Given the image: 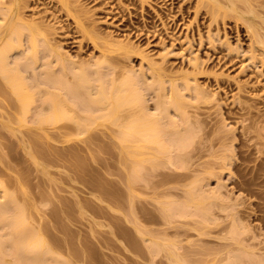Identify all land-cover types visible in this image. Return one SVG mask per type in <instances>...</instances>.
I'll list each match as a JSON object with an SVG mask.
<instances>
[{"label":"rangeland","instance_id":"obj_1","mask_svg":"<svg viewBox=\"0 0 264 264\" xmlns=\"http://www.w3.org/2000/svg\"><path fill=\"white\" fill-rule=\"evenodd\" d=\"M8 1L0 0V3ZM258 2L264 4V0H259ZM199 3L200 0H21L19 3V11L25 21H28V23L36 21L35 23L42 25L40 26L41 32L46 30V34H50L48 38L51 40L52 46L59 49L61 47L62 53L72 55L76 58L77 63L90 62L93 64L102 59L103 56L107 57L108 60L100 66L104 67L105 71H108V74L105 72L108 78L113 75L112 78L116 79L117 84L113 83L114 85L119 84L124 74L128 76L134 71L140 75L143 71L144 79L141 80L146 81L149 88L140 80L142 75L138 76L139 79L136 80L140 82L139 84H145V88L149 89L145 90V88H142V90H145L143 91V104L145 102L144 107L147 106L145 110L142 109L144 113L149 110L148 113L154 112L156 113L155 115H160L163 106L158 103H161L163 97L170 98L171 95L175 94L176 87L171 90V81L181 85L186 78L192 84L199 82L197 84L202 86V89L207 92V96L208 94L209 96L211 95L209 102L198 104L196 102L197 99L194 97L196 95L195 91H187L184 88L182 89L183 86L181 88L177 86L179 89L176 88V90L181 91L180 93L186 96V101H183L184 103L180 102L183 104L182 107L190 114L189 116L193 121L197 118L201 123L200 126L202 125L201 129L195 128V133H193L195 134L194 143L186 149V151L191 150L188 152L194 153L195 157L193 159L183 158L181 153L183 155L184 151L178 154L179 159L177 158L178 155L175 157L177 162H181L180 166L185 164L183 170H177L175 166L166 164L167 160L164 158L165 160L160 159L154 162H158L157 164L161 165L163 160L162 164H165L166 167L165 165H163L164 167L158 165L162 169H158V172L154 171L151 174L152 167L146 163L144 165L147 168H144L145 171L142 172L144 176H153L154 174L156 178H152V176L149 178L150 180L155 179L154 182L156 180H166L165 176L162 178V175L165 174L161 172L170 173L173 178L181 172L184 173L185 175L182 174V176H185L183 181L179 180L180 183L175 181L177 185L174 182L171 184L176 187L173 191L179 194V197L175 196L171 199L182 203L189 199L188 201H191V206H194V210H200V212L195 210L199 216L196 219H185L186 221L183 218H174L177 223L172 220V224L174 221L175 226L168 225L165 221L164 224L163 220H161L162 218H160L162 217L161 209L157 211L158 206L162 204L158 202L160 200L163 202V200L152 201L157 200L156 196L154 197L155 199L151 198L150 200L151 191L153 190L148 188L149 191L151 190L148 192L150 193L149 195L146 190L147 187L145 188L144 185V187H140L141 179L136 182L140 184L134 185L139 187H137L138 189L135 187L137 190L135 191L134 189V193H136L132 194L143 196L135 197L136 202L137 199L139 201L137 202L138 204H134L138 212L132 210L135 211L137 215V218L136 216L135 218L138 220L140 227H143V231L144 229L148 231L149 228H155V231H159L160 236L159 234L158 236L164 237L165 232L168 234L173 233L170 228L168 229V226L174 227V229L176 227V231L179 228L181 229L174 232L178 233L181 231L182 233H179L180 237L171 235L167 238L170 237L173 242L177 241V243H180L181 253L185 255L192 254L187 257L189 264H203L207 259L204 253L206 254L211 247L214 249L215 246L225 243L216 238V236L218 237L219 233L223 231L224 225V228L229 227V224L231 225V217H228V215L232 214V212L237 213L238 211V215L246 218L245 224L252 226L254 231L249 234L250 238L254 235H257V237L261 235L260 242H264V221L262 220L264 219V153H262L264 150L262 146L264 139L259 137L252 128L250 132L247 129L251 124L250 119L252 117L255 119L257 115H263L260 121L264 123V62L251 65L249 58L252 38L244 21H237L235 14V16L232 14L226 16V18L219 16L217 17L218 19L214 18V20L209 13L207 14V9L202 8L199 10L197 8ZM255 9L260 8L256 7ZM95 33L99 36L98 39L93 38ZM120 43L125 46L127 44L131 48L129 46L124 49L120 47L114 48V44L118 45ZM231 46L238 49H232ZM228 47H231L232 51ZM44 52L41 53V56ZM45 55L47 54H43L42 58L45 59ZM143 57L146 60H143ZM194 57L199 58L197 61L199 62L200 60L202 67H199L200 62H195L196 68L194 67L192 64ZM42 58L41 60H44ZM43 62H46V60ZM153 62L157 63V70L159 69L155 74L150 71V64H153ZM39 63L42 62L39 61ZM66 63L69 64L68 62ZM27 64L30 65L29 63ZM56 64L54 62V66ZM108 66L109 70L110 68L112 69L111 72L107 70ZM56 69L59 70V68ZM25 71H23L21 76L28 77L26 83L28 82L29 84L32 80L34 82L36 71L34 72L32 68H29L24 73ZM41 71H43L42 67L37 70L38 73H41ZM126 71L127 73H125ZM77 72L78 69L73 72L70 70V72H67L68 74L65 73L67 75L64 76L66 77L67 85H72V83L76 85L78 81ZM109 72L112 74L111 76H109ZM125 75L123 80L126 77ZM160 75L165 76L164 81L167 84L165 82L162 83ZM42 76H40L39 82L43 83L46 77L43 76L42 80ZM3 77L0 72V183L2 181L5 184L6 191L9 190V193L15 192L14 194L17 196L20 194V198L16 197L21 201L19 199L17 201H20L18 202L19 204L24 205H21L22 208L26 207V215L30 223L29 228L33 226L35 230H38L42 227L43 230L47 231V239L57 242V246L53 244L57 252L56 260L68 258L72 264H151V255L147 256L146 254L149 251L145 252L146 256L138 254L135 257L136 253L133 250H128L124 241L125 238H136L142 241V239H139L140 236L135 231V228L130 224L135 219L130 211V206H127L124 199V196L128 195L125 194L128 190H124L127 186H124L123 178L125 174L129 175V170L132 169L131 165L126 166L125 162L127 159L132 163L136 162L137 159L139 162L146 150L135 151L132 149L135 151L133 153L128 147L126 149V145L129 146L130 142L134 141L138 136L127 134L124 129V131H121L119 124L122 125L127 120L129 121L131 114L132 116L135 114L143 116L142 110L135 105H126L121 108L122 110H119L118 119L117 117H112L103 118L102 120L97 116L95 118H100V120L95 125L93 118L91 122L90 120L92 119L86 120V112L84 110H80L72 104V106L67 104L65 93L61 94L60 90L53 86L47 87L43 85L40 86L42 89L38 87L39 89H36L35 92L38 93L35 97L39 102V104L38 102L36 104L37 110L30 112L32 114L26 117L27 120L30 121L32 115L36 118L35 114H50L51 110L48 112L45 109L50 108L47 101L53 98L66 109L63 111L69 118L67 117V119L53 127L54 125L52 126L50 122L44 123V125L38 124L37 121L33 122L32 120H35V118L33 119L32 116V120L28 125H22L20 122L25 115H22L21 104L16 96L17 94L13 93V88L9 86L6 78L4 79ZM62 79H64L63 77H61V81L65 82ZM128 80L130 79L128 78L124 81L127 82ZM39 82H36L37 84L35 83V85H38ZM28 84L26 86H29ZM109 84L111 85L112 83L109 82ZM75 85L72 87L74 88ZM81 89L83 88H80V91ZM83 91L85 90L83 89ZM39 92L40 94L42 93L41 97ZM80 93L82 94V91ZM83 94L85 95V93ZM43 101L44 104L42 105ZM41 109H44L45 112H41ZM171 110L169 112L172 114L165 113L166 121H170V119H167L168 114L172 115L170 117L171 120L175 118V110ZM101 112L103 111L101 110ZM148 113L146 112V114ZM154 113L152 114L154 115ZM21 116L23 117L21 118ZM89 122L94 123L93 125L91 124L92 126L95 125L94 127L89 126L92 127L91 129H87ZM82 124L85 125L82 126L85 127L83 128L85 131L89 130L87 133L82 134L83 132L80 131V125ZM83 129L82 131H84ZM139 139L138 137L134 142ZM131 145L130 147H132ZM233 147H235V150H233ZM136 152L139 153L136 154ZM129 153H133V157L136 154L137 157L133 159ZM239 153H241V156ZM233 154H237L236 161L241 164V168L237 170L236 163H233L232 170H229L232 173L234 172L233 177H231L229 175L230 172L227 171L228 169L222 171L219 167L220 165L222 167L223 159L229 156L232 157ZM182 159L184 162L180 161ZM188 159L190 162L187 161ZM129 161L127 162L128 164ZM128 166L130 168H127ZM171 166L173 167L171 168ZM211 170H215L216 174L210 175L208 172H213ZM159 172L161 176L156 175ZM128 175L126 176L128 177ZM145 178L147 179V177ZM255 178V185L250 187L246 185V183ZM194 180L199 182L202 180L201 185L206 186L204 189L207 191L214 190L220 186L218 184H221V195L227 196L226 198L229 200L231 199L230 202L235 203L236 208L234 210L237 211H233L228 206L226 209L223 208L226 206V202L227 204L230 202L228 203L229 200L224 202L220 198L209 199L212 201L209 202L208 200L206 201L207 203H203L204 205L202 204L196 208L194 197H186L187 195L181 189L182 186L190 185ZM109 181V185L113 188L115 187L116 192L119 187V193H116L118 197L116 198H119L120 202H117V200L116 202H114L115 200L111 202L104 199L105 197H103L101 191L105 189L103 185L109 186ZM159 183L157 182V184ZM22 188L23 190L21 191ZM1 192L3 191L1 190ZM1 197L3 199V195ZM121 198L122 200L124 199V202H121ZM110 202L114 204L111 205ZM37 205L39 206L37 207ZM230 205L232 204L230 203ZM118 206L121 210H119ZM191 206L189 207L190 211L193 210ZM224 209H230L232 212L227 215V211L225 212ZM208 211L210 212L209 215L207 214ZM159 214L161 215L160 217ZM131 216L132 218H130ZM213 218L220 219L216 220L217 223L224 221V219L226 222L222 223V225L224 224L223 227L220 225L221 223L219 227H217L218 225L211 228L203 227L201 222L204 219L212 221ZM127 219L131 220V222L129 223ZM181 219L182 222L180 221ZM184 221L185 223H183ZM113 224L115 227L117 225V227H113ZM181 224L184 227L186 226L185 224H190L187 225L189 227H183L186 232L182 229ZM159 226L164 230V233L161 231L164 236H161ZM193 226L197 227L198 230L192 228ZM120 227L121 229H118ZM258 227H261V229ZM109 228L112 231L114 230L113 233ZM156 228L158 229L156 230ZM116 229L117 232L115 231ZM174 229L173 231H175ZM202 229L210 231L211 237L200 236L199 230ZM182 230L186 235L184 234L183 236L184 232ZM212 232L214 233L212 234ZM158 236L155 237L158 238ZM183 239H186L187 243ZM255 241L251 243L254 245L258 243V248L262 247L261 249L263 250V242L261 244L259 240L256 243ZM173 242L168 246L173 245ZM260 245L262 246L260 247ZM168 246L166 248H169ZM70 248H74L76 252L79 250L78 254H76L77 256L69 253ZM164 248L162 252L167 253ZM211 251H209V254ZM165 256L164 254L157 255L156 259L153 260L154 264H171V262L169 263L170 258L167 259L168 257Z\"/></svg>","mask_w":264,"mask_h":264},{"label":"bare ground","instance_id":"obj_2","mask_svg":"<svg viewBox=\"0 0 264 264\" xmlns=\"http://www.w3.org/2000/svg\"><path fill=\"white\" fill-rule=\"evenodd\" d=\"M258 1L259 0H241V1L240 0L239 1H237V0H200V3L198 4V7H197L199 10L202 8L207 9V14L209 13L213 19L214 18L218 19L217 17H219V16L220 17L224 16V18H226V16H230L232 14L233 16L236 15L235 17L237 18V21L242 20L245 22V24L247 26V30H249V32H250L249 33L250 37L252 38V41H251L252 43H251V48H250V58H249L251 61V65L264 62V4H261V2H258ZM8 2H3V3L1 2L0 3V70H1L0 72H1V75L4 76L3 78L4 79L6 78V81L8 82L9 86H11V88H13V93L15 95L17 94L16 96L18 97L19 102L21 104V107H22L21 109L23 110V111H21L23 114L22 113L21 114L23 116L25 115L24 116L25 118L23 116H21V118L22 117L23 118L22 119L20 118L21 122L19 119L20 124H22V125L27 124L28 125V123L31 122L33 115L30 117L31 118L30 121L27 120L26 117H28V115H31L32 113L30 114V112H33V110H37L36 104L38 101L36 100L37 98H35V97L38 93H35V92H36V89L37 90L39 89L38 87L43 86V85H46L47 87L53 86L54 88L59 89L61 94L65 93L67 104L68 105L72 104L74 107H78L80 110H84L86 112V120H88V119L90 120L93 118L95 125L97 124L98 120H100V118L103 120V118L108 119V118H112V117L113 118L117 117V119H118L119 115H120L119 110H122L121 108H124L126 105H128V106L135 105V106L139 107L141 110L146 109L147 106L144 107L145 102L143 104V101H144L143 91L149 90V89H147V88H149V86H148L146 81L144 82V80H141V79H144L143 78V75H144L143 71L140 74V75L143 74L141 76L140 80L143 81L142 83H145L147 85V88H145V86H146L145 84H144L145 86L142 84H139L140 82H138L137 80L139 79L138 76L140 77V75L134 71H132L133 73L131 72L128 76H127V74L126 75L124 74L126 76L124 80H127L128 78L130 80H128L127 82L124 81L123 80L124 75H123V78L121 79L119 84L114 85L113 83L117 84V82L115 81L116 79H114V77L112 78L113 71H112V74L110 73L112 69L110 68V70H109L108 69L109 66L107 67V70L110 71L109 76L112 75L110 78H108L105 74V72L108 74V71H105V68L100 66L103 62L108 60L107 57L103 56L102 59L96 61L93 64H91L90 62L77 63L76 58L73 57L72 55L70 56V54L68 55V53L63 54L64 52L62 53L61 47L59 49V48L52 46V42L48 38L50 34L49 35L46 34L45 29H44L45 33L43 31L41 32L40 26H42V25L35 23L36 21H34V22L32 21L29 23H28V21H25V19L22 17V15L19 11L20 10L19 9V3L21 2V0H9ZM256 7L260 8V9L256 10L255 9ZM42 29H43V27H42ZM93 38L98 39L99 36H97V34L95 33V34H93ZM114 45H115L114 48L120 47L123 49L127 48V46H129L127 44L125 46L121 43L118 45L117 44H114ZM129 47L131 48V46H129ZM231 47L230 48L228 47V49L230 50ZM232 49H235V48L232 47ZM232 49H231V51H232ZM237 49L238 48H236L235 50H237ZM42 52H44L43 54H45V53L47 54V55H45V59L42 58L43 54L41 56ZM47 57H48V59H47ZM145 57H143V60H146ZM41 58L44 60H41ZM197 59H199V58L194 57L192 59V61H193L192 64L194 65V67H195V64L198 62ZM45 60H46V62H43ZM39 61H41L43 64L39 63ZM189 61H191V60H189ZM54 62L57 63L56 66H58V65L59 66L58 67L54 66ZM66 62H68L69 64H67ZM199 62H200V60H199ZM27 63H29L30 65H28ZM38 63L40 66L38 65ZM199 64L201 65V62ZM12 65H13V67H12ZM200 65H199V67H202V65L201 66ZM30 66H33V67H30ZM26 67H28V68L25 69ZM41 67L43 68V71H41V73L40 72L38 73L37 70ZM29 68H32L34 70V72L36 71V77H34L36 79L33 78L35 81L33 82V80H32V82L28 84V82L26 83V80L28 77L27 76H21V74H23V71H25V70L26 71L24 73H26ZM56 68H59V70ZM77 69H78V72L76 74V77H77L78 81H77L76 85L77 84L78 85L76 86L74 83H72V85L71 84L67 85V82H66L67 80L65 79L66 77H64V76H67L66 74H68L67 73L68 71L70 72V70H72V72H73L74 70H77ZM197 69H198V66H197ZM158 70H157V63L153 62V64L152 63L150 64V71L151 72H153L155 74V72H157ZM144 72H145V70H144ZM125 73H127V71ZM153 73H151V74H153ZM41 75L46 77V79H45V81H43V83L39 82V78ZM43 76H42V80L44 78ZM24 77H26V78H24ZM61 77L64 78L62 80H64L66 83L61 81ZM160 77L162 78V83L163 82L166 83V81H164L165 76L160 75ZM145 79H146V77H145ZM30 81H31V79H30ZM36 82H39L38 83L39 86L35 85ZM109 82L112 83L111 84L112 86L110 84L108 85ZM170 83L172 86L171 90H173L175 87L178 88L177 86H179V88H181L183 86L182 89L184 88L187 91H189V90L195 91L196 95L194 94V92H192V93H193V95H195L194 97H195V99H197L196 102L198 104L207 103L210 101L209 99H211V98H209V97H211V95L209 96V94H208V96H207V92H205V90L202 89V86L200 84H197L199 82H197L196 84H192V83H190V80L186 78V80L183 82L182 85L180 83L178 84L174 81H171ZM27 84L29 86H26ZM150 84H152V83H150ZM74 85H75V87L73 88L72 86H74ZM40 88L42 89V87H40ZM80 88H83L85 90V91H83V89H81L82 94L80 93L81 92ZM142 88H145V90H142ZM176 88H175V94L171 95L170 98L169 97L165 98L166 96L163 97L161 100V103H158V104H162L161 106H163V109L161 108V106H159L161 108L160 115L157 116V115H155L156 113H154V112L148 113L149 110L146 111L148 113V114H146V112L144 113L142 110L141 112L143 113V116H139L136 114L134 116H132V114H131L130 118H129L130 120L129 121L127 120L128 122L126 121V123H124L122 125L119 124L120 125L119 128L121 129V131L126 130L125 132L127 134H132L135 137L138 136L140 138L139 140L134 142L136 139H138V137H136V139L133 137L135 140L133 139L134 141H131L130 145L134 142V144H133L134 146L131 145L132 147H130V145L129 146L126 145V147H125L126 149L128 147L130 150L133 149L135 151L146 150V153L144 152L143 153L144 155L142 154L143 156H141V159L139 160V162H138V159L136 160V162L133 160L134 161L133 163L131 161H129L128 159L126 162L124 161L125 165L126 166L131 165L133 170L132 169L129 170L130 171L129 175L125 174V177L123 178L125 183H123V181H122L124 186L125 187L127 186L125 189L124 188L123 189L125 191H126V189L128 190V192L126 191V193L125 192L124 193L128 194V195L124 196L123 193H121V192L120 193L123 194L122 196L125 197L124 198L125 202L127 203L128 207L130 206L129 207L130 211L133 213L134 219H135V221L133 220L132 223H130L131 220L130 221L128 219L127 220L129 221L130 224H132V227L135 228V231L141 237V238L139 237V239H142V241H140V240L132 237L133 239L125 238L124 241L126 242L125 244H126L128 250H133L134 253H136L135 257H136V255L138 256V254L140 256L145 255V252L149 251L146 254H147V256L151 255L150 257L152 258V261L150 259L149 260L153 264H154L153 260H155L157 255H159V254L166 255L165 257H168L167 259L170 258L169 263L171 262V264H189V262L187 261V257H189V255H192V254L187 253L188 255H185V254L181 253L180 252V246H179L180 243H177V241L173 242V239H170V237L169 238H167V237L171 236V235L180 237L179 233L181 231L178 233H174V232H177L181 229L179 228L176 231V227H175V229H174V227H171V226L176 225L175 224L176 220L174 218H176V219L183 218L184 220L185 219H187V220L188 219H196V217L199 216L196 211L200 212V210H196V209H195L196 211L194 210V206H191V201H188L189 199H186L185 203L184 202L182 203L180 201L175 202L171 199V198L179 195L178 192L176 193L173 191V189L176 187L175 186L173 187L171 184L173 182L176 183L177 181H178L177 183H180L179 180L183 181V179H185V176H182V174L185 175L184 173H182V172L179 173V171H178L179 175L174 176V178H173V175L171 177L170 173H168L169 174L168 175L167 173L161 172L162 174H165V175H162V178H163V176H165V178H166V180L162 179L164 182L161 180L163 183L161 181H157V180H156V182H154L155 179L154 180L152 179L153 180V182H152V180L149 179L152 175L149 176V175H147L148 174L147 173L146 174L147 176H144L142 173L143 171H145L144 168L145 169L147 168L144 165L146 163L150 164L152 167V168L149 167L152 170V172H150L151 174L154 171L158 172V169L159 170L162 169L161 167H164L163 165H165V164H162L163 160H162V162L160 161L161 165L157 164L158 162L155 163L154 161L155 160L159 161L160 159H164V158L167 160L166 164H168V165L171 164V165L175 166V168L177 170H179V169L183 170L185 164H184V166L183 165L180 166L181 162L180 163L177 162V158L179 159L178 154L183 152V151H184V153L187 152V154H185V155H184V153H183V155L181 153V156H183V158L193 159L195 157L194 153L188 152L191 150L186 151V149L188 147H191V145H193V143H194L195 134H193V133H195V128L201 129L202 125L200 126L201 123L197 118L194 119V121H193L191 119V117L189 116L190 114H188L186 109L184 107H182V105H183L182 103H184L183 101H186L185 100L186 96L184 94H181L180 93L181 91L176 90ZM74 89H76L75 90L76 92L74 91ZM73 91H74V93H73ZM176 91H178V93H176ZM83 93H85V95ZM39 94H40V92H39ZM39 96L41 97L42 93ZM191 96H192V94H191ZM68 101L70 104L68 103ZM180 102H182V103H180ZM47 103L50 105V108L45 109V110H48V112L51 110L50 114H48V113H47V115H45L44 113H43L44 115L43 114H37V115L35 114L36 118L33 116V119L35 118V120H32L33 122L37 121V123L40 125H42V124L44 125V123L50 122L51 125L52 126L54 125L53 127H55L57 124L62 122L64 119H67L68 116L63 111L66 109L61 104H58L55 98L49 99L47 101ZM38 104H39V102H38ZM43 104H44V101H43L42 105ZM40 106H41V104H40ZM160 108H158V109L160 110ZM171 109L175 110V113H174L175 118L173 116L174 119H172V120L170 118L172 115H169V114H172L169 112ZM101 110L103 112H101ZM105 110H107V111H105ZM108 110H110V111L112 110V111L110 112ZM42 111H44V109L43 110L41 109V112ZM97 112L100 114H98ZM171 112H172V110H171ZM101 113H102V116H101ZM152 113H154L155 116ZM165 113L166 114L169 113L167 115V119H170V121L165 120L166 119ZM69 115H71V114L69 113ZM92 115H93V117H92ZM97 116H99L100 118L99 119L95 118ZM262 117H263V115H261V116L257 115L255 119H253V117H252L250 119L251 124L247 127V129L250 132V130L252 128L254 130V132H256V134L259 137H262L264 139V123L262 121H260V118H262ZM75 118L77 119V117H75ZM93 119L90 120V122L93 121ZM83 120H85V119H83ZM104 120H106V119H104ZM72 121H74V120H72ZM90 122H89V125L87 126V129L88 128L91 129L92 127L95 126V125L92 126L94 123H90ZM32 124H34V123H32ZM35 124H36V122H35ZM85 124H88V123H85ZM83 125L84 124L80 125L81 127L79 126L81 128L80 131L83 132L82 134L87 133V131H89V130L85 131L83 129L85 127H82ZM89 126H92V127H89ZM82 129L84 131H82ZM262 146L264 148V143H262ZM133 150H132V152L134 153L135 151H133ZM233 150H235V147H233ZM133 153L130 154L132 156H130V155L129 156L133 157ZM137 153H139V152H136V154ZM233 153H235V152H233ZM262 153H264V150L262 151ZM136 154L134 155V157H137ZM177 155H178V157H177ZM236 155L237 154H233L232 157L229 156V157L223 159L224 163H223L222 167L220 165L219 169L221 168L222 171L228 169L227 171L230 172L232 170L231 167L233 166V163H236V169L240 170L241 164L237 163ZM239 155L241 156V153H239ZM134 157H133V159H134ZM175 157H177V158H175ZM189 159L187 161H189ZM128 161H129V164L127 163ZM180 161H183V159ZM183 162H182V164H183ZM177 163H179V164L177 165ZM158 165L161 167L159 168ZM129 166L127 168H130ZM173 166H171V168ZM165 167H166V165H165ZM211 171H213V170H211ZM208 173L210 175L216 174L215 170L213 172H208ZM126 175H128V177ZM156 175L161 176L160 172H159V174L156 173ZM229 175H231V177H233L234 172L233 173L230 172ZM145 177H147V179ZM153 177L156 178V176H154V174H153L152 178ZM139 179H141V181H142L141 185H139V186L141 187L144 185L145 188L147 187V189H146L147 193L151 191V190L149 191V189L153 190V191H151V193H152L151 195H150V193H148L151 196L149 198L150 200H151V198L157 199V200H152L154 202L155 201L158 202L160 199L163 200V202L161 200L158 202L159 204H160V202L162 203L160 205L156 203L157 205H159L158 209L156 206L155 207H156L157 211L158 210L160 211V209H161L162 217H160L161 216L160 214H159V217L162 218L161 220H163V222L165 221L168 225L171 224V226H168V229L170 228L173 233H171V234H168L166 232L164 233L163 232L164 230H162L159 226L161 236H164V234H165L164 237H159L160 234H159V231L157 230L158 228H156L157 231H155V228H149L148 231H147V229L146 230L144 229V231H143V227H140L138 220H136L137 215H136L135 211H132V210L137 209L136 206L134 207V204L139 202L138 199L136 202L135 197L141 196L139 193H138L139 196L132 195V194L136 193V192L134 193L135 187L136 188L139 187V186H134L135 184L136 185L140 184V183H138V184L136 183ZM255 180H256V178L253 180H250L248 183H246V185L249 187L252 185H255L256 184ZM201 181L202 180H200V182ZM157 182L158 183L161 182L162 184L159 183V184H161V185H159V184H157ZM200 182L197 180H194L190 185L182 186V188H181L183 190V193L185 195H187L186 197H194V200L196 203L194 205L196 206V208L200 207V205H202L203 203H207L206 201H208L209 199H215V198L219 199L220 198V199H222V201L224 200V202H226L225 200H229L228 198H226L227 196L225 197V196L221 195V193H222L220 191L222 188L221 184H218V185H220V186H218V188H216L214 190L207 191L204 189V187H206V186L201 185L203 181L201 183ZM177 183L175 185H177ZM109 184H110V181H109L108 185ZM153 184H154V186L155 185L156 186L154 187ZM203 185H205V184H203ZM103 186L105 187V189H102L101 192L103 194V197H105L104 199L111 201V202H113L114 200H115L114 202H116V200H117V202L118 201L120 202V200H118L119 198L118 199L116 198V197H118V194L116 196V193L117 192L119 193V191H118L119 187L117 188V192H116L115 187L113 188L110 185H109L110 186L109 187L106 184ZM177 188H179V187H177ZM121 189H122V187H121ZM137 189H135V191ZM160 189H162V190L160 191ZM181 189H180V191H181ZM1 190L4 193L1 192ZM22 190H23V188L21 189V191ZM7 191L5 188V184L1 181L0 192L3 194L0 193L1 194L0 197L3 195V199H2V197L0 199V264H72V262L68 258L67 259L65 258L62 260H56L55 259V256H57L56 255L57 252L54 249V245L57 246V244H56L57 242L55 240H51L49 238L47 239V237H48V235H46L47 231L43 230L42 227H41V229L37 228L38 230H35V227H33V226L30 227L33 229L29 228L30 223H29V220H28L27 215H26L27 214V210L25 209L26 207L22 208V206H24V205L18 203L21 201L19 199L20 194H19V196H17L16 194H14L15 192L9 193V190H7ZM249 191H251V189H249ZM24 193L26 194V192H24ZM99 194H100V192H99ZM102 194H100V195L102 196ZM104 194H105V196H104ZM16 196L19 197L18 199L20 201H17L18 199ZM141 197H143V196H141ZM122 198H121V202L124 200V199L122 200ZM230 200L228 201V203L230 202ZM41 201H42V199H41ZM102 201H105V200H102ZM210 201H212V200H209V202ZM230 203L232 205H230ZM230 203L227 204V202H226V206H224L223 208L226 209V207L228 206V208H231L233 211H237V210H234L236 208V205H234L235 203L234 204L232 202H230ZM112 204H114V203H111V205ZM121 205H120V207H121ZM38 206L39 205H37V207ZM116 206H117V204H116ZM190 206L193 208V210H191V211L189 208ZM113 207H114V205H113ZM121 208L119 210H121ZM223 208H222V210H223ZM24 209H25V211H24ZM35 209H36V206H35ZM112 209H110V210H112ZM115 209L118 210L117 207H115ZM125 209H126V207H125ZM156 209H155V211H156ZM225 209H224V211L225 212L227 211V215L230 214V212H232V211H230V209H228V210H225ZM136 212H138V211L136 210ZM209 213L210 212L208 211L207 214L209 215ZM234 213L232 212L233 215L232 214L228 215V217H231L230 220L232 222H231V225L229 224V227H227V228H224L225 227L224 224H223L224 227L222 225V223L225 221V219H224V221H220L221 224L217 223V221H216V220H220V219H214V218H213V220L211 219L212 221H210L209 219H204L201 222L203 227H206V228L207 227L211 228L212 226L216 227L217 225H218L217 227H219L221 225L223 227L222 228L223 231L222 230H220V231H222L224 233L221 232L222 235H220L221 233L217 232V233H219L218 237L216 236V234H214V235L220 241L225 242L223 244L222 243L219 244L220 246L217 245L218 247L215 246L217 248L214 247V249H213L211 247L210 250H212V251L210 252V254H209L210 250L208 248H206L209 250L208 252L202 251V252H206V254L204 253V256H206V258H207L205 260V257H204L205 261L203 260L204 261L203 264H264V249L263 250L261 249L262 245H260L261 248H258L259 244L256 243L259 240V243L262 244L263 241L260 242L261 235L258 236L259 238L257 237V235H254L252 238H250L249 234L252 233V231H254L252 226L245 224L246 218L243 217L242 215L241 216L238 215L239 214L238 211H237V213L236 212H234ZM99 214H101V213H99ZM135 216H136V218H135ZM112 217H114V216H112ZM152 217H155V216H152ZM130 218H132V216ZM142 218H143V216H142ZM172 220L175 221V222L173 221V224H172ZM262 220L264 221V219H262ZM180 221L182 222V219ZM185 221L183 223H185ZM165 222H164V224H165ZM183 225L181 226L182 229L186 228V226L190 225V224H185L186 225L185 227ZM113 227H115V225ZM116 227H117V225H116ZM126 227H127V225H126ZM187 227H189V226H187ZM134 228H132V229H134ZM166 228H167V226H166ZM192 228L197 229V227H195V226H193ZM258 228L261 229V227H258ZM109 229H111V228H109ZM118 229H121V227ZM173 229L175 231H173ZM205 229L199 230L200 236H210L211 235L210 231H207ZM44 231H46V232H44ZM113 231L111 229L112 233H113ZM115 231L117 232V229ZM145 231H147V232H145ZM161 231L164 233L163 235H162ZM184 231L186 232V229H184ZM185 232L183 233V236H184ZM213 233L214 232H212V234ZM132 234H133V232H132ZM132 234H131V236H133ZM158 234H159V236H158ZM155 236H158V238H156ZM181 236H182V234H181ZM212 237L214 238V236H212ZM177 238H175V239H177ZM257 238H258V240L255 241ZM178 239L180 240V238H178ZM183 240H185L187 243L186 239H183ZM183 240H181V241H183ZM253 241H255V243L258 246L252 244L251 242H253ZM171 242H173V245H171L172 248H170L171 246L170 247L168 246L171 244ZM104 245H105V243H104ZM263 245H264V242H263ZM146 246H147L148 250L145 251V249H147V248H145ZM166 246H168L169 248H166ZM71 248L69 249V253H71L73 255L78 254L79 250H78V252H76V250L74 248L73 249H71ZM163 248L167 251V253L162 252ZM79 249H80V247H79ZM80 253H82V252H80ZM167 254H168V256H167ZM208 256L210 259L208 258ZM58 257H59V255H58ZM138 258H140V257H138ZM166 264H168V263H166Z\"/></svg>","mask_w":264,"mask_h":264}]
</instances>
